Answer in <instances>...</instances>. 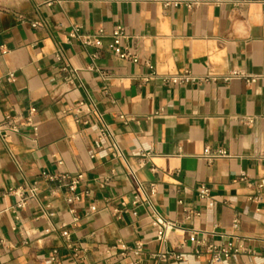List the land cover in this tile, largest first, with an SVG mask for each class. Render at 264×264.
<instances>
[{
	"label": "crops",
	"instance_id": "crops-1",
	"mask_svg": "<svg viewBox=\"0 0 264 264\" xmlns=\"http://www.w3.org/2000/svg\"><path fill=\"white\" fill-rule=\"evenodd\" d=\"M49 1L0 0V264H213L197 241L231 235L244 250L221 264H264L263 6ZM118 24L136 62L113 52ZM185 69L218 79L166 80Z\"/></svg>",
	"mask_w": 264,
	"mask_h": 264
},
{
	"label": "built area",
	"instance_id": "built-area-1",
	"mask_svg": "<svg viewBox=\"0 0 264 264\" xmlns=\"http://www.w3.org/2000/svg\"><path fill=\"white\" fill-rule=\"evenodd\" d=\"M52 1H61V0H50ZM102 1H113V0H102ZM148 1H155L159 2L163 7H186L188 9H195L199 7L200 5L206 3V0H148ZM223 0H216L215 3L217 5L222 4ZM233 6L238 7L241 5L249 4L252 2H258L260 3L264 8V0H230L229 1ZM33 27H40L42 26V23L40 21H33L31 23ZM81 42L85 45H94L98 46L102 43V37L104 36V30L99 29L97 34L95 35H88V34H80L77 35ZM109 37L112 41L113 45V52L118 55L121 58L137 61V57L135 54H133L127 46H125V42L127 40L128 35L125 32L124 26L121 24L116 25L111 30ZM0 51L2 53L6 52L3 46L0 47ZM58 59L61 58L60 55L57 56ZM149 67L152 69L153 65H149ZM70 75L67 76V81L69 83L72 82V75L71 73L75 72L73 69H69ZM243 74L238 70H231L228 74L223 75L220 77V79L224 82H227L234 78H241ZM14 78L13 73H9L6 75L5 79L7 81H12ZM208 79L211 80H217L218 77H215L213 75H206V76H197L193 74L189 69H185L181 73L171 75L166 80H169L170 82L177 84V85H186V84H199L202 81H207ZM250 81L251 79H247ZM1 81V79H0ZM36 113L35 107H30L28 110V117H27V123L32 124V116ZM8 119H12L10 116H7ZM251 121V120H249ZM18 126L13 123L11 126L12 131H17ZM102 133L104 135H108L109 130L107 127H105L102 130ZM0 136L5 138L7 136L6 129L1 125L0 123ZM143 156L146 155L145 153H141ZM203 156L208 161H213L220 157L228 156V152L225 149H220L215 152H211L208 149H206L203 153ZM50 178L55 177L54 175H48ZM61 177H68L67 174L61 175ZM80 175H77L71 179V182L69 184L70 190H74L76 187V184L78 183L80 179ZM139 188L141 191L144 192V189L141 184H139ZM30 192L32 195L35 193V187H31ZM13 190L10 189V192ZM155 193L154 186L151 185L150 187V195H153ZM198 196L201 200H204L206 202V205L208 207H212L214 205V198L210 194V189L205 184H201L198 189ZM148 197V196H147ZM141 200L140 194L137 193L134 196V204H137ZM148 201L150 202V199L148 197ZM179 203H182V201H179ZM152 219L154 224L157 227V236L159 238H163L166 233L175 227V223L168 221L165 219L160 213H158L154 208L152 210ZM238 219H234V226H237ZM209 233L213 234L215 231H210ZM198 244L204 247V250L206 253L209 254L210 260L213 264H221L223 260L229 259L233 255L241 252L244 250V245L241 243V241L235 237L234 235L229 236L227 240L221 241L219 243L216 242H208L205 238H201L198 241ZM196 254L199 255L200 251H196ZM161 257H165V254H162ZM180 258V256H178ZM54 259V256L52 257Z\"/></svg>",
	"mask_w": 264,
	"mask_h": 264
}]
</instances>
